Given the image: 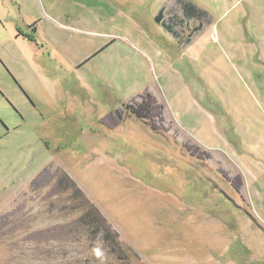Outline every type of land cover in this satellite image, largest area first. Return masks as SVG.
<instances>
[{
	"label": "rangeland",
	"instance_id": "1",
	"mask_svg": "<svg viewBox=\"0 0 264 264\" xmlns=\"http://www.w3.org/2000/svg\"><path fill=\"white\" fill-rule=\"evenodd\" d=\"M0 264H264V0H0Z\"/></svg>",
	"mask_w": 264,
	"mask_h": 264
},
{
	"label": "trees",
	"instance_id": "2",
	"mask_svg": "<svg viewBox=\"0 0 264 264\" xmlns=\"http://www.w3.org/2000/svg\"><path fill=\"white\" fill-rule=\"evenodd\" d=\"M181 16L183 18H188L191 16L192 10L187 7H182ZM162 12L156 15L155 19L160 21ZM178 19V21L183 22V18ZM173 20L175 21L177 17L173 15ZM167 26V25H164ZM143 102L138 106V108H132L131 112L139 119L145 118V113L140 111L143 109ZM130 109V108H129ZM55 187L57 191H67L68 199L76 203L72 207L76 209L81 208V213L76 219L73 220L72 227L73 231H83L87 235V240L89 242H97L101 244L106 254L112 255L116 260L120 262H125L129 259V253L125 247L121 244L118 232L114 229L111 224L106 220L104 216L101 215L97 207H95L84 195L83 190L79 185L71 178V176L64 170H58V176L55 180ZM134 256H137L134 253Z\"/></svg>",
	"mask_w": 264,
	"mask_h": 264
},
{
	"label": "flooded vegetation",
	"instance_id": "3",
	"mask_svg": "<svg viewBox=\"0 0 264 264\" xmlns=\"http://www.w3.org/2000/svg\"><path fill=\"white\" fill-rule=\"evenodd\" d=\"M159 12H162L161 10L159 11ZM182 12V11H181ZM34 24H32L31 26H32V28H31V31H34L35 30V27L33 26ZM19 34H21V33H19ZM19 34H17V35H19ZM24 37H27L29 40H31V41H33L34 39H33V36L32 35H29V34H24L23 35Z\"/></svg>",
	"mask_w": 264,
	"mask_h": 264
}]
</instances>
